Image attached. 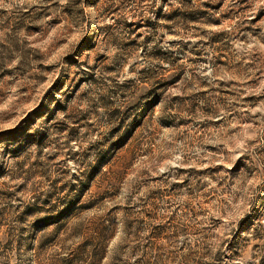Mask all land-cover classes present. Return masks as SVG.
<instances>
[{"label":"rangeland","instance_id":"374dc122","mask_svg":"<svg viewBox=\"0 0 264 264\" xmlns=\"http://www.w3.org/2000/svg\"><path fill=\"white\" fill-rule=\"evenodd\" d=\"M0 264H264V0H0Z\"/></svg>","mask_w":264,"mask_h":264}]
</instances>
